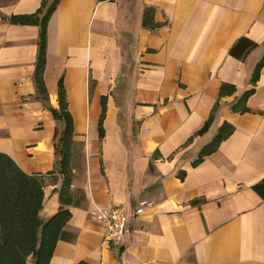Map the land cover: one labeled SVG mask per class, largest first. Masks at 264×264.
<instances>
[{"label":"crops","instance_id":"crops-1","mask_svg":"<svg viewBox=\"0 0 264 264\" xmlns=\"http://www.w3.org/2000/svg\"><path fill=\"white\" fill-rule=\"evenodd\" d=\"M42 1L0 0V151L42 175L40 218L53 214L61 81L81 165L70 159V217L49 264H264L252 189L264 179V0H59L44 28L46 106L40 24L20 21ZM239 37L258 44L241 60L229 54ZM223 123L231 133L194 163ZM143 200L119 247L89 214Z\"/></svg>","mask_w":264,"mask_h":264},{"label":"trees","instance_id":"trees-1","mask_svg":"<svg viewBox=\"0 0 264 264\" xmlns=\"http://www.w3.org/2000/svg\"><path fill=\"white\" fill-rule=\"evenodd\" d=\"M59 0L42 1L37 15L22 17L21 22L40 24L38 53L33 73L36 89L35 98L43 104L47 95L43 86L41 72L44 63L45 22ZM36 14V13H35ZM40 14V15H38ZM258 44L246 37H239L229 49V54L236 59H243L257 48ZM262 59L255 65L251 80L257 77ZM239 102V101H238ZM237 102L233 110H241ZM58 110L51 109L53 118L64 124L58 135L55 128L53 145L55 153L54 170L64 174L63 188L59 196L58 209L44 220L40 218L43 202L42 175L24 172L8 154L0 151V264H49L56 243L63 236V226L70 217L68 206L72 204L66 193L70 181V155L73 145L71 119L66 108L65 91L61 81L58 84ZM238 108V109H237ZM215 109V108H214ZM243 110H248L243 108ZM214 113H210L203 126L195 135L203 134L210 126ZM232 127L223 123L211 141L199 152L196 162L202 156L215 150L218 143L231 133ZM252 189L264 199V179L252 185Z\"/></svg>","mask_w":264,"mask_h":264},{"label":"built area","instance_id":"built-area-1","mask_svg":"<svg viewBox=\"0 0 264 264\" xmlns=\"http://www.w3.org/2000/svg\"><path fill=\"white\" fill-rule=\"evenodd\" d=\"M149 204L143 200L133 208L123 205L94 206L89 214L101 227L104 238L113 247H119L128 231V219L131 216L141 215Z\"/></svg>","mask_w":264,"mask_h":264},{"label":"rangeland","instance_id":"rangeland-1","mask_svg":"<svg viewBox=\"0 0 264 264\" xmlns=\"http://www.w3.org/2000/svg\"><path fill=\"white\" fill-rule=\"evenodd\" d=\"M48 1L49 0H46V4H47ZM45 106H46V104H45ZM49 110L51 112V108H49ZM55 110H58V109H55ZM52 117H53V115H52ZM55 121H56V124H57V127L56 128L58 129L57 134L59 135L60 134V130L63 128L64 124H61L57 120H55ZM81 149L82 148L79 145H72V148H71L72 153L70 155V159H72L71 164H70L71 166H75L76 168H79L80 167V165H81V160H80V158H81V155H80L81 154ZM71 150H70V152H71Z\"/></svg>","mask_w":264,"mask_h":264}]
</instances>
